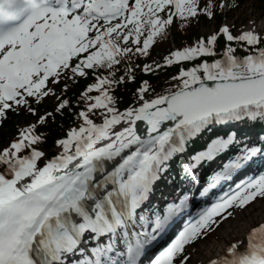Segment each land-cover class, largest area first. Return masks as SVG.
I'll list each match as a JSON object with an SVG mask.
<instances>
[{
    "label": "snow or ice",
    "instance_id": "snow-or-ice-1",
    "mask_svg": "<svg viewBox=\"0 0 264 264\" xmlns=\"http://www.w3.org/2000/svg\"><path fill=\"white\" fill-rule=\"evenodd\" d=\"M216 7L214 0L204 6L201 0H0V127L10 113L37 118L0 149V264H72L69 257L78 252L82 258L75 264H142L147 249L192 208L191 193L162 209L146 205L170 163L195 138L229 122L264 121V36H235L225 26L166 59L172 65L216 57L219 36L227 42L222 59L173 77L180 81L178 91L146 98L145 81L136 104L124 111L111 93L126 82L116 72L133 52L131 44L146 55L174 19L212 18ZM233 43L247 54L237 55ZM102 70L111 78L96 75L81 95L79 125L56 141L59 153L48 157L42 148L47 137L38 127L71 107L53 85ZM52 97L56 108L41 115L34 105ZM138 121L148 125L146 138L137 133ZM168 122L174 126L162 131ZM240 143L236 132L213 138L183 173L198 183L194 170ZM262 152L244 144L209 178L208 188L232 179ZM258 198L264 199V175L198 211L152 264H189V246L219 228L233 215L230 209ZM89 243L85 256L81 246ZM210 264H264V224L250 231L246 245L231 244Z\"/></svg>",
    "mask_w": 264,
    "mask_h": 264
},
{
    "label": "trees",
    "instance_id": "trees-1",
    "mask_svg": "<svg viewBox=\"0 0 264 264\" xmlns=\"http://www.w3.org/2000/svg\"><path fill=\"white\" fill-rule=\"evenodd\" d=\"M225 1L228 3L227 9L231 11L241 8L245 3V0H220L221 3L218 1L214 12L215 23L217 26L225 18L224 7L222 9L219 7L220 4L225 5ZM206 4L207 0H201L202 6ZM209 21H211V18L205 15H200L198 18H193L188 22H182L179 19H175L171 30L168 28L165 34L156 37L155 43L150 47L146 55L136 53V45L131 44L130 42L133 52L129 53L128 57L122 61L116 72V77H124L126 82L116 85L114 93H111L117 98V107L119 110L124 111L128 107L136 104L138 90L143 86L145 81H147L150 86V91L146 94V98H155L157 95H168L171 92L178 91L180 81L174 80L173 77L180 76L184 65L176 62L172 65H168L166 59L171 57L175 43L178 45L193 47L196 46L200 39L207 40L206 38H201L200 27L203 23ZM141 39L143 40L144 37H141ZM226 44L227 42L225 38L220 35L216 45L218 57H221ZM232 46L237 48V54H247L242 46H238L235 43H233ZM154 56L156 59L153 60ZM211 61L212 57H199L192 65L196 67L202 62L211 63ZM145 65H151L153 70L147 73L144 72L143 68ZM157 65L160 67L157 68ZM96 75L110 77V73L107 70H102L95 74L89 71V74L86 77L62 81L59 85H53L55 91L60 96L69 100L71 107L66 109L62 115L57 114L55 120H50L47 125L38 127L39 132L47 137L46 143L42 145V148L46 151L48 157H52L56 154L54 152L56 141L65 138L67 131L70 128L79 125L80 121H77L76 115L85 107V102L81 99V95L88 87L97 82L95 78ZM65 85L67 86V91H63ZM90 95H99V93L93 92L90 93ZM34 106L37 107L38 112L43 115L46 112L53 111L57 106V101L53 104H49L47 99L43 103ZM26 115L29 116V119H33L34 123L36 122V117L28 113H26ZM19 118V114L10 113L9 119L2 127H0V149H2V144L7 141V137L18 134ZM226 134L227 133L211 134L205 132L200 137L191 141L189 146L190 155H193V153L204 148L213 138L217 136H226ZM173 164H181L180 158H175L170 166Z\"/></svg>",
    "mask_w": 264,
    "mask_h": 264
},
{
    "label": "rangeland",
    "instance_id": "rangeland-1",
    "mask_svg": "<svg viewBox=\"0 0 264 264\" xmlns=\"http://www.w3.org/2000/svg\"><path fill=\"white\" fill-rule=\"evenodd\" d=\"M218 0H214L216 2ZM264 0H245L244 5L235 10V11H227L224 20L222 21V27L227 26L230 28L231 26H234L237 31V36L241 35L243 32L246 31H259L257 34L264 36ZM218 26L214 21L203 23L200 27V34L201 36L208 37L212 36L214 31H216ZM174 46H177V49H185V45H178L175 43ZM156 57H153V60ZM56 98H48V103L53 104L56 102ZM100 122V121H99ZM34 123L33 119H29V116L25 113L20 114V118L18 120L19 129L28 126L29 124ZM18 134L16 135H10L7 137V141L2 144V148L7 147L10 142H12ZM55 151L59 153V149L56 147ZM155 196L153 195V198ZM159 203V201H157ZM253 206L249 208V210H252ZM233 211V216L228 220L222 221L219 228L215 229L213 232L208 234L203 239L199 240L194 245H191L187 248V257L189 264H210V262L216 258V255L220 249H222L223 245L217 244L215 246L213 243L216 241V235L219 230L223 228L224 225H227L230 221L233 220V217L240 213L239 209L231 210ZM260 224H264V219H260L257 221V223L254 225L258 227ZM224 232V229H223ZM207 241V242H205ZM239 242H243L245 245L247 243V235L242 237ZM212 257V258H211Z\"/></svg>",
    "mask_w": 264,
    "mask_h": 264
},
{
    "label": "bare ground",
    "instance_id": "bare-ground-1",
    "mask_svg": "<svg viewBox=\"0 0 264 264\" xmlns=\"http://www.w3.org/2000/svg\"><path fill=\"white\" fill-rule=\"evenodd\" d=\"M263 157H264L263 155L260 157L261 161H264ZM191 183L194 188L193 195L196 197L195 194L198 188L201 186L200 182L197 183L192 180ZM223 184L224 183L221 182L218 186L223 185ZM216 190H218V188ZM213 192H215L214 189H213ZM207 197L208 195L202 202H204L207 199ZM193 201H196V199H194ZM254 204L255 206L253 207V209L249 210V208L253 206ZM239 211L240 213L235 215L233 217V220L230 221L227 225H224L223 228L219 230L216 235L217 239L216 241H214L213 244L215 246H217V244H220V243L223 245L222 249L218 251L216 255V259L223 257L226 254L227 248L231 244L239 242L240 239L244 237L245 235L248 236V234H250V231L255 227L254 225L257 223L258 220L264 219V199L258 198L256 201H254L247 207L240 209ZM223 229H224V232H223ZM194 264H197V263H194Z\"/></svg>",
    "mask_w": 264,
    "mask_h": 264
},
{
    "label": "water",
    "instance_id": "water-1",
    "mask_svg": "<svg viewBox=\"0 0 264 264\" xmlns=\"http://www.w3.org/2000/svg\"><path fill=\"white\" fill-rule=\"evenodd\" d=\"M211 85V83H209ZM142 124V123H138V126ZM174 126L172 122H168L167 124H165L163 127H162V130L166 129L167 127H172ZM148 135V134H147Z\"/></svg>",
    "mask_w": 264,
    "mask_h": 264
}]
</instances>
